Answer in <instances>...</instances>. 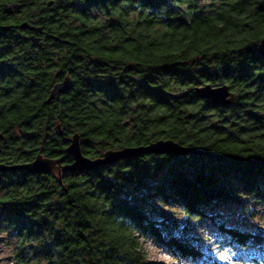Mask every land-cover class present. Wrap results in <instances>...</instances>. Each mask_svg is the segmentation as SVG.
<instances>
[{
  "label": "trees",
  "instance_id": "16d2710c",
  "mask_svg": "<svg viewBox=\"0 0 264 264\" xmlns=\"http://www.w3.org/2000/svg\"><path fill=\"white\" fill-rule=\"evenodd\" d=\"M24 23L53 34L51 57L27 55ZM263 38L264 0H0V60L10 63L0 77V164L61 160L46 175L0 173V233L16 242V259L154 264L147 238L196 258L186 233L202 222L225 247L263 252L264 233L227 227L220 213L264 203ZM66 77L69 92L46 103ZM204 84L228 86L235 100L198 98ZM75 134L92 159L168 139L207 154L60 172Z\"/></svg>",
  "mask_w": 264,
  "mask_h": 264
},
{
  "label": "rangeland",
  "instance_id": "374dc122",
  "mask_svg": "<svg viewBox=\"0 0 264 264\" xmlns=\"http://www.w3.org/2000/svg\"><path fill=\"white\" fill-rule=\"evenodd\" d=\"M93 14L101 18L95 11ZM220 213L227 227L245 232L264 233V203L248 204L246 208L228 207L222 209ZM186 235L196 241L200 251L196 258L173 257L149 238L140 241L147 259L154 264H264V251L223 246L221 241L225 239L224 235L211 223L197 224ZM15 248L14 239L6 233H0V264H37L31 260L20 262L15 257Z\"/></svg>",
  "mask_w": 264,
  "mask_h": 264
},
{
  "label": "water",
  "instance_id": "95a60500",
  "mask_svg": "<svg viewBox=\"0 0 264 264\" xmlns=\"http://www.w3.org/2000/svg\"><path fill=\"white\" fill-rule=\"evenodd\" d=\"M50 4V2H48ZM20 5L12 4L10 8H19ZM20 29H33V27L24 23L20 26ZM39 30V29H36ZM32 41H37L35 38H31ZM259 54L264 58V38L259 43ZM128 68L133 69V64L127 65ZM71 89V80L69 77L64 78L61 82L55 84L50 91L49 97L46 103H50L51 100L57 99L60 95H64ZM195 95L200 99L209 100L213 105L226 107L233 103L235 100V94L231 92L226 85L212 86L211 84H204L197 86L195 89ZM188 96V91H182L173 95L174 98L180 99ZM189 115L187 116V118ZM3 139V135L0 134V140ZM69 145L65 149V153L72 157L73 162L69 165L61 166L60 172H76L81 173L83 171H93L100 166L112 165L122 160L136 159L140 156L154 154V155H175L178 157H184L189 155H205L207 152L199 149L188 147L179 144L178 142L168 140H157L148 145H142L137 147H124L117 150H107L102 156L97 158H88L82 154L79 142V136L73 135L68 140ZM61 165V160H52L44 158L38 154L35 159L29 163L18 164L13 166H6L0 164V173L9 170H26L29 173L46 175L49 174L55 166Z\"/></svg>",
  "mask_w": 264,
  "mask_h": 264
},
{
  "label": "flooded vegetation",
  "instance_id": "af4514ba",
  "mask_svg": "<svg viewBox=\"0 0 264 264\" xmlns=\"http://www.w3.org/2000/svg\"><path fill=\"white\" fill-rule=\"evenodd\" d=\"M45 1L46 0H41V2ZM19 37L20 39H22V41H25L26 43H28V45H30V49L27 52V55L30 58L36 57L38 55H46L50 57L53 55V48L55 47V44L53 43L54 36L46 28L42 29L40 27L39 31L26 29L23 32H20ZM31 38H35L37 39V41H32ZM1 64L2 71H0V77L4 78V76L10 73L5 65H10V63L8 60H0V65ZM55 77L52 78L53 81L57 79ZM191 99L194 100V98L192 97Z\"/></svg>",
  "mask_w": 264,
  "mask_h": 264
}]
</instances>
